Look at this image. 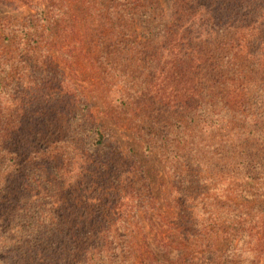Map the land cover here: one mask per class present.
I'll use <instances>...</instances> for the list:
<instances>
[{
    "label": "trees",
    "instance_id": "16d2710c",
    "mask_svg": "<svg viewBox=\"0 0 264 264\" xmlns=\"http://www.w3.org/2000/svg\"><path fill=\"white\" fill-rule=\"evenodd\" d=\"M23 7L0 19V264L264 259V0H0ZM59 51L91 60L108 118L156 152L163 211Z\"/></svg>",
    "mask_w": 264,
    "mask_h": 264
},
{
    "label": "rangeland",
    "instance_id": "374dc122",
    "mask_svg": "<svg viewBox=\"0 0 264 264\" xmlns=\"http://www.w3.org/2000/svg\"><path fill=\"white\" fill-rule=\"evenodd\" d=\"M163 4V0H161ZM29 10L26 7L21 8L17 13L13 11H8L4 8H0V19L15 18V20H22L23 16ZM1 35V34H0ZM2 44L5 46L2 47ZM7 43L4 39H0V53L5 50ZM58 57L61 59L62 69L72 78V80L79 84L83 93L86 96V99L91 107L92 112L97 118L98 123L100 124L101 129H103L104 134L107 136L108 143L110 146H113L114 149L119 152L124 159H129L133 161L136 165L143 169L144 174L149 179L151 185L152 193L154 198L160 202V211L164 210L163 206V192L161 189V183L165 180V175L163 172L162 164L155 151L146 149L144 146V141L137 139L129 128H126L124 125L114 123L106 115V111L102 105V100L99 95V92L94 85V79L96 78L93 73V65L90 59L84 58L81 59L78 63L73 65L71 62L68 63L67 53L58 52ZM66 59V60H64ZM151 225L145 224V229L147 231V241L151 251L159 259L163 260L164 253L167 254V259L173 260L177 255V250L166 251V248L163 247L160 242H157V239L164 234V232L158 233V228L166 229V224L160 221L159 217L153 215L151 219ZM227 244L225 242H219L217 244L218 250H223ZM209 257L208 253H196L192 257V264H201L206 261ZM180 264H186L185 262ZM256 264H264V259H259Z\"/></svg>",
    "mask_w": 264,
    "mask_h": 264
}]
</instances>
